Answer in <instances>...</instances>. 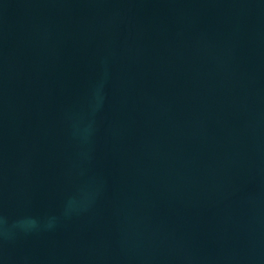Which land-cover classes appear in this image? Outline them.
I'll return each instance as SVG.
<instances>
[{"label":"water","instance_id":"1","mask_svg":"<svg viewBox=\"0 0 264 264\" xmlns=\"http://www.w3.org/2000/svg\"><path fill=\"white\" fill-rule=\"evenodd\" d=\"M0 264H264V0H0Z\"/></svg>","mask_w":264,"mask_h":264}]
</instances>
